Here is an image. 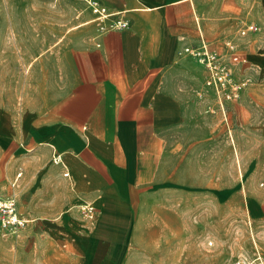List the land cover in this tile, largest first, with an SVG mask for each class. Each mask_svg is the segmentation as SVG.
Returning <instances> with one entry per match:
<instances>
[{
  "label": "crops",
  "instance_id": "obj_1",
  "mask_svg": "<svg viewBox=\"0 0 264 264\" xmlns=\"http://www.w3.org/2000/svg\"><path fill=\"white\" fill-rule=\"evenodd\" d=\"M0 192V264H199L248 202L264 235V0H0Z\"/></svg>",
  "mask_w": 264,
  "mask_h": 264
},
{
  "label": "built area",
  "instance_id": "obj_2",
  "mask_svg": "<svg viewBox=\"0 0 264 264\" xmlns=\"http://www.w3.org/2000/svg\"><path fill=\"white\" fill-rule=\"evenodd\" d=\"M93 11L100 18H107L109 15L98 4H94ZM129 23L125 21H117L116 27L125 28ZM247 31H257V27L250 25L246 30L242 31L245 34ZM232 50V47H230ZM197 62L203 66L209 74V85L214 86L221 100H232L238 98L239 86L236 83L235 77L231 68L223 61L221 56L206 48L203 50L186 49ZM233 61H238L237 56H233ZM19 177V176H18ZM13 186V185H12ZM29 221L25 219L18 210V204L15 196L12 193H0V236L8 238L27 228ZM236 264H264V253L256 249L253 256L246 260H240Z\"/></svg>",
  "mask_w": 264,
  "mask_h": 264
},
{
  "label": "rangeland",
  "instance_id": "obj_3",
  "mask_svg": "<svg viewBox=\"0 0 264 264\" xmlns=\"http://www.w3.org/2000/svg\"><path fill=\"white\" fill-rule=\"evenodd\" d=\"M235 209L238 211L217 218L215 237L200 245L199 264H236L251 258L256 249L264 253V235L256 229L254 205L248 202L247 210ZM6 239L0 236V240Z\"/></svg>",
  "mask_w": 264,
  "mask_h": 264
}]
</instances>
